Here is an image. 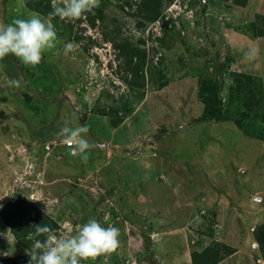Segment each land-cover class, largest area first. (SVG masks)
I'll return each mask as SVG.
<instances>
[{
  "label": "rangeland",
  "instance_id": "obj_1",
  "mask_svg": "<svg viewBox=\"0 0 264 264\" xmlns=\"http://www.w3.org/2000/svg\"><path fill=\"white\" fill-rule=\"evenodd\" d=\"M129 1L100 0L105 20L93 27L87 13L81 22H56L24 0H0V23L39 14L57 33L56 46L35 67L11 54L0 59V207L24 195L65 235L90 218L119 228L120 246L107 254L108 264H191V253L212 241L236 248L230 264H264L257 235L264 224V140L236 123L264 128V37L248 27L264 14V0L246 7L173 0L163 11L181 2L183 14L170 31V49L147 36L152 22L138 28L141 0ZM104 30L146 49L144 87H132L128 57ZM68 43L75 47L65 55ZM236 71L261 79L259 105L249 107L243 95L232 100ZM160 81L164 87L154 88ZM204 83H218L231 120H201L208 102L215 110L214 94L200 95ZM65 126L88 128L84 138L95 146L87 161L58 135ZM23 252L0 220V258Z\"/></svg>",
  "mask_w": 264,
  "mask_h": 264
},
{
  "label": "trees",
  "instance_id": "obj_2",
  "mask_svg": "<svg viewBox=\"0 0 264 264\" xmlns=\"http://www.w3.org/2000/svg\"><path fill=\"white\" fill-rule=\"evenodd\" d=\"M173 0H141L138 2V11L135 13L136 16H140L137 26L140 29H145L148 23L155 21L159 18L164 10L166 4L171 3ZM226 3L232 1L231 5H238L240 7H246L249 0H223ZM25 5L32 11L38 12L43 15H49L52 12V0H24ZM128 5H132L129 0L125 2ZM203 3V2H202ZM205 6V5H204ZM124 7V5H122ZM83 16V15H82ZM82 16L76 18L77 22L82 21ZM55 21L59 20V17L52 16ZM88 22L91 26H96L97 19L105 20V6L99 5L92 12L87 13ZM57 22V21H56ZM248 27L252 31L253 37H264V14H257V18L249 23ZM106 39L111 40L116 48L122 49L121 53L127 55V65L126 71L133 74V78L130 80L132 87H144L147 83L145 65L147 63V52L145 48L139 46H132L130 42L118 43L116 37L112 36L109 32L103 31ZM79 38V37H78ZM172 38L170 37V32L164 31L163 35L158 37L160 45L170 49L173 45ZM139 42L146 43L145 35L139 38ZM220 69V68H219ZM141 75L143 78H140ZM233 80L229 86L230 95L232 100L241 97H247V105L249 107L258 104L259 100L256 99L255 92H263V86L261 79L243 72H233ZM162 81V80H161ZM159 82L154 88L161 89L164 87V82ZM209 83H204V87L200 91V95L204 98V95L215 96L214 111H209V102L206 108V116L201 117L202 121L216 119L217 121H227L232 118L226 114L222 107H220V86L218 83L211 85ZM206 86V88H205ZM209 93V94H208ZM238 100V99H236ZM262 100V99H261ZM259 105V104H258ZM257 105V106H258ZM129 109V108H128ZM209 114V115H207ZM247 115V113H246ZM208 117V118H207ZM206 118V119H205ZM237 125L246 131V134L264 140V128L257 127L254 130L245 126L240 120H237ZM35 210V214L32 211ZM0 220L3 222V227H9L11 234L15 239L22 245L24 251L23 253L10 255L0 258V264H29L30 256L28 255V250L31 249L34 241L39 239L43 241L46 237L43 235L37 236L35 227L37 225L48 226L54 230L59 229L58 222L48 214H45L40 210L33 202L24 195H18V197L13 201H8L0 207ZM213 235V228L210 227L207 232ZM258 240L264 249V224L261 226V233H257ZM236 252V248L221 243L218 241H212L208 246L194 250L192 255L193 264H217L218 262L224 260L231 254Z\"/></svg>",
  "mask_w": 264,
  "mask_h": 264
},
{
  "label": "clouds",
  "instance_id": "obj_3",
  "mask_svg": "<svg viewBox=\"0 0 264 264\" xmlns=\"http://www.w3.org/2000/svg\"><path fill=\"white\" fill-rule=\"evenodd\" d=\"M100 0H52V12L49 16L61 19L80 18L85 13L99 7ZM57 33L55 26L39 14H33L27 19L16 18L11 23H0V59L9 54L20 59L25 66L35 67L42 61L44 51L56 46ZM74 45L65 46V55L73 51ZM250 57L251 53H245ZM13 86H19L18 80H11ZM88 132L86 126L70 128L63 127L58 133L65 143L72 147L73 155H80L87 161L90 150L95 146L84 138ZM37 236L46 238L36 239L28 250L29 264H81V261L95 260L104 255V264H108L107 254L114 253L120 246L119 228L109 225L103 227L95 218H90L80 225L75 234L65 235L63 232L37 225Z\"/></svg>",
  "mask_w": 264,
  "mask_h": 264
},
{
  "label": "built area",
  "instance_id": "obj_4",
  "mask_svg": "<svg viewBox=\"0 0 264 264\" xmlns=\"http://www.w3.org/2000/svg\"><path fill=\"white\" fill-rule=\"evenodd\" d=\"M181 6H182L181 2H175L169 5L167 9L163 11L162 15L152 22L153 27L147 29L148 32L147 36L160 37L163 35L165 30L170 32L172 27L175 26L176 20L183 14L182 12L179 11L181 10ZM183 6L187 10L188 1H186L185 4L183 3Z\"/></svg>",
  "mask_w": 264,
  "mask_h": 264
},
{
  "label": "crops",
  "instance_id": "obj_5",
  "mask_svg": "<svg viewBox=\"0 0 264 264\" xmlns=\"http://www.w3.org/2000/svg\"><path fill=\"white\" fill-rule=\"evenodd\" d=\"M154 238H155V237H154ZM153 240H154V239H153ZM237 252H238V251L234 252L233 254H231L230 256H228L227 258H225L224 260L218 262L217 264H230V262H229L228 260H229L230 258H232L234 255H236ZM184 261H187V260H184ZM189 262H191V264H193V261H192V255H191V261H189ZM237 262H238V261H237ZM241 262H243V261H241ZM238 263H240V262H238ZM238 263H236V264H238ZM243 264H245V263H243ZM247 264H250V261H248Z\"/></svg>",
  "mask_w": 264,
  "mask_h": 264
},
{
  "label": "flooded vegetation",
  "instance_id": "obj_6",
  "mask_svg": "<svg viewBox=\"0 0 264 264\" xmlns=\"http://www.w3.org/2000/svg\"><path fill=\"white\" fill-rule=\"evenodd\" d=\"M60 229V228H59Z\"/></svg>",
  "mask_w": 264,
  "mask_h": 264
}]
</instances>
